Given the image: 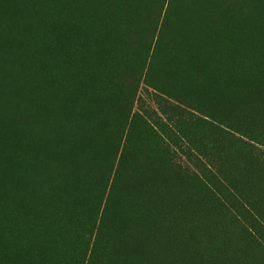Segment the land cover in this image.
Listing matches in <instances>:
<instances>
[{"label":"rangeland","instance_id":"374dc122","mask_svg":"<svg viewBox=\"0 0 264 264\" xmlns=\"http://www.w3.org/2000/svg\"><path fill=\"white\" fill-rule=\"evenodd\" d=\"M245 29L237 0H0V58L31 72L14 92L36 110L55 88L83 120L73 145L97 139L48 182L47 136L19 116L25 140L0 131V264H264V67Z\"/></svg>","mask_w":264,"mask_h":264},{"label":"trees","instance_id":"16d2710c","mask_svg":"<svg viewBox=\"0 0 264 264\" xmlns=\"http://www.w3.org/2000/svg\"><path fill=\"white\" fill-rule=\"evenodd\" d=\"M237 1L239 7L243 9L246 16V29L243 33V46L245 48V51H250L251 54V50H254V52L256 54H259L261 57L263 55L262 67H264V41L262 47V34L264 35V0ZM255 19H261L259 20L260 23L257 26H252L251 20ZM258 29L261 31V35L255 33V31ZM249 59L251 62V55L250 58H247V61ZM28 70L27 68L18 63H9L8 60L0 58V98L2 100L5 94H8L9 92L16 98L18 102L17 108L13 112H11L8 106L2 104V106L8 108L5 110H8V112H0V131L12 134L16 138L18 137L19 140L24 139L23 135H19L20 133H22L21 130L18 129L22 126L21 124H19V122H17V116H19L24 123L23 127H25L27 130L32 131L34 133H39L40 135H46L47 139H45V143L53 148L54 151L52 152V154H54V156L50 157L49 160H46L44 162V165L42 164L40 168L38 166L36 168L35 174L39 177L45 178L48 182L51 179L52 181L60 180L62 176L67 179V177L71 174L75 166L84 163L83 160L86 156L88 144H93L97 139L95 137L86 138V134H82L79 137V141L81 142V144L78 147H75L73 145V142L75 141H73V138L68 134V132H76L80 134L81 128L77 127V125H81L83 123V120L71 115L72 118H69L68 120L72 119V122L71 124L68 123L67 117L63 113V111H65V104H62L63 101H61L63 100V97L60 91L53 93L55 88H52V90H46V97L43 98V106L38 107L36 110L28 108L26 109L25 90L20 89L23 92V94H21L20 90L14 92V87L15 85L18 86L17 83L20 82L22 79H24L22 87H27L26 84L28 81L25 75L31 73ZM262 76L264 77L263 74ZM241 80L242 82L249 84V88L243 91L241 95L242 99L246 102H254V97L256 96L257 91L260 90V80L258 79V75L250 73L245 75L244 78H242ZM234 81L235 79L231 81V84H233ZM38 82H40L38 83V87L39 85L46 87L43 83V78H41L39 74ZM63 120L66 121L62 123ZM90 120L91 116H89L88 121L90 122ZM51 127L53 129H51ZM27 130L24 129L23 132H28ZM82 138H84L85 141H81ZM36 143L37 141L34 142L33 140L31 143L26 145V147L28 149H34V145ZM180 232L181 231H179L178 229V232L175 235H172V242H170L172 243L173 247L170 245V249H174V245L177 244H179L180 246H189L187 244V239H184V236ZM132 244L133 242H131V239L128 238L126 239V242L123 245L129 251H133L134 253H136L134 247L133 250L130 249Z\"/></svg>","mask_w":264,"mask_h":264},{"label":"bare ground","instance_id":"6f19581e","mask_svg":"<svg viewBox=\"0 0 264 264\" xmlns=\"http://www.w3.org/2000/svg\"><path fill=\"white\" fill-rule=\"evenodd\" d=\"M2 87V86H1ZM21 116V115H20ZM74 121V120H73ZM79 121V120H78ZM70 123V122H69ZM81 124V123H80ZM64 125V124H63ZM66 126V125H65ZM80 128V127H79ZM51 129H53L52 127H51ZM63 129V128H62ZM68 129V128H67ZM76 130V129H75ZM60 132V131H59Z\"/></svg>","mask_w":264,"mask_h":264}]
</instances>
